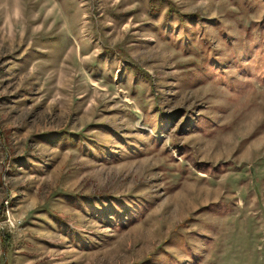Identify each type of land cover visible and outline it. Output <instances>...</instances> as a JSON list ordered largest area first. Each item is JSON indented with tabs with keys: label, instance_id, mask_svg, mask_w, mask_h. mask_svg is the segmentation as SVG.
<instances>
[{
	"label": "rangeland",
	"instance_id": "rangeland-1",
	"mask_svg": "<svg viewBox=\"0 0 264 264\" xmlns=\"http://www.w3.org/2000/svg\"><path fill=\"white\" fill-rule=\"evenodd\" d=\"M0 264H264V0H0Z\"/></svg>",
	"mask_w": 264,
	"mask_h": 264
}]
</instances>
